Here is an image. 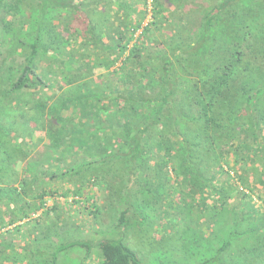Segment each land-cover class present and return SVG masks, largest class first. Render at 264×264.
Returning <instances> with one entry per match:
<instances>
[{
  "label": "trees",
  "instance_id": "16d2710c",
  "mask_svg": "<svg viewBox=\"0 0 264 264\" xmlns=\"http://www.w3.org/2000/svg\"><path fill=\"white\" fill-rule=\"evenodd\" d=\"M74 178L125 194L118 238L70 239L57 199L84 196L63 187ZM255 184L264 0H0V264H58L74 248L142 264L123 242L129 197L141 208L165 193L186 225L182 264H264ZM21 236L31 247L17 253Z\"/></svg>",
  "mask_w": 264,
  "mask_h": 264
},
{
  "label": "rangeland",
  "instance_id": "374dc122",
  "mask_svg": "<svg viewBox=\"0 0 264 264\" xmlns=\"http://www.w3.org/2000/svg\"><path fill=\"white\" fill-rule=\"evenodd\" d=\"M152 162L150 164H153ZM262 164L263 161L260 159L255 164V166L261 167ZM151 176H155L154 172L151 173ZM249 180H253V175L249 176ZM75 183H77V185L86 184L83 183L82 180L74 178L71 183L66 184L63 187L69 189L70 185ZM255 186L262 190L261 193L264 194V186H258L257 184H255ZM112 188L113 190H111L109 186H106L105 188V185L102 186L99 184L92 187L91 185H83L82 189L84 190V196H71L67 199H57L59 209L64 207V216L73 223L72 230L71 232L69 231L71 238L69 235L66 234L65 236V234H63L58 239H79L95 244L103 238H118L121 233L119 230L113 229V225L116 223V219L119 216L120 211L126 207L123 205L125 194L121 193V195H116L114 193L118 192V186L114 185ZM134 188L136 187L133 186V189ZM131 192H133V190ZM86 196L88 198H86ZM134 197L136 196L130 195L129 198L131 203L134 205L136 214L134 215L132 208L129 209L130 211L127 213V227H129L124 235L123 242L136 253L142 264L190 263L191 260L184 253V248L186 246L184 238L187 236V234L185 235L183 232L181 233V231H179L182 229L181 227L186 225L184 221H182V215L178 218L180 222L177 220L178 223L182 225L178 226L179 224H173L175 223L173 220V213L179 207V205L177 204L178 207H175L173 206V203L169 201L172 198L170 193L163 194L161 199H153L155 202L149 201L145 206L140 204L141 208L138 206L139 202L136 203V201H134ZM183 197L184 199L186 198V200H184V205L187 207L190 196L185 195ZM78 199L86 204V209H84L81 205L74 203V201H79ZM47 205H52L51 199L47 201ZM92 205H94L96 211L98 210L99 212L97 218L93 216L94 214L90 213ZM38 214L39 212L33 216L32 219H34ZM144 217L146 218V222L141 223ZM34 226H36V224H34ZM28 227H31V225ZM9 229L10 227L2 231L6 232ZM200 229L204 231L202 236H205L208 230L203 227H200ZM41 230L44 231L45 228L42 226ZM34 234L31 236V238L34 236ZM55 236L57 238V233H55ZM22 237L23 236L20 238L18 237V239L15 241L18 243V245H20L18 246L19 252L17 253H20L23 248L31 247L30 244L26 245L25 239ZM42 248H44L43 253L45 254H42L44 255L42 257L47 259L48 257L46 252H52V250L50 249V246H47V244H45V247ZM96 252V249H91L88 258L84 260L86 253L85 249L74 248L67 250L66 252H63V255L61 254L59 256L58 264H99V259L96 255ZM17 256H19V254H17ZM24 256H26V259L23 262L21 261L20 264H37V258H32L29 255ZM43 262L44 259L41 263L44 264ZM1 264L9 263L5 261Z\"/></svg>",
  "mask_w": 264,
  "mask_h": 264
},
{
  "label": "built area",
  "instance_id": "2783aa9c",
  "mask_svg": "<svg viewBox=\"0 0 264 264\" xmlns=\"http://www.w3.org/2000/svg\"><path fill=\"white\" fill-rule=\"evenodd\" d=\"M147 2H148V5L150 6V5H151V2H152V0H147Z\"/></svg>",
  "mask_w": 264,
  "mask_h": 264
},
{
  "label": "crops",
  "instance_id": "0c3cea01",
  "mask_svg": "<svg viewBox=\"0 0 264 264\" xmlns=\"http://www.w3.org/2000/svg\"><path fill=\"white\" fill-rule=\"evenodd\" d=\"M86 1H88V0H86ZM114 1V0H113ZM126 1H130V2H133V0H126Z\"/></svg>",
  "mask_w": 264,
  "mask_h": 264
}]
</instances>
